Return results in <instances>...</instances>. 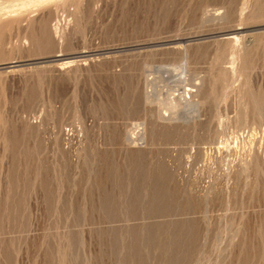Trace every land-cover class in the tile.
Returning <instances> with one entry per match:
<instances>
[{
    "label": "rangeland",
    "instance_id": "374dc122",
    "mask_svg": "<svg viewBox=\"0 0 264 264\" xmlns=\"http://www.w3.org/2000/svg\"><path fill=\"white\" fill-rule=\"evenodd\" d=\"M0 264H264V0H0Z\"/></svg>",
    "mask_w": 264,
    "mask_h": 264
},
{
    "label": "bare ground",
    "instance_id": "6f19581e",
    "mask_svg": "<svg viewBox=\"0 0 264 264\" xmlns=\"http://www.w3.org/2000/svg\"><path fill=\"white\" fill-rule=\"evenodd\" d=\"M181 65H182V66H181ZM181 65L174 66L173 69H172V68H171V69L174 70V72H176L175 70H177V68H179V69H181V70L183 71V70H184V66H183V64H181ZM171 69H170V70H171ZM168 70H169V69H168ZM170 70H169V72H170ZM177 71L179 72V70H177ZM172 72H173V71H172ZM172 72H171V73H172ZM173 85H174V84H173ZM188 89H189V88H188ZM186 96H187V95H186ZM186 96H185V97H186ZM152 97H153V96H152ZM173 102H174L173 97H172V98L170 97V99L168 98V100H165V101H159L160 104H162V105L164 104V105L169 106V107L173 106ZM166 108H167V107H166ZM137 125H138V123H137ZM128 134H129V133H128Z\"/></svg>",
    "mask_w": 264,
    "mask_h": 264
}]
</instances>
